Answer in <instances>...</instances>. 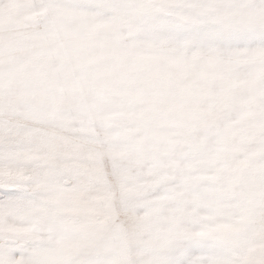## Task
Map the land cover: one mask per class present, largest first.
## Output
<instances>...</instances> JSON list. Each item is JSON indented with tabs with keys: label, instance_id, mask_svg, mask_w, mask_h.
<instances>
[{
	"label": "snow or ice",
	"instance_id": "6c2138e0",
	"mask_svg": "<svg viewBox=\"0 0 264 264\" xmlns=\"http://www.w3.org/2000/svg\"><path fill=\"white\" fill-rule=\"evenodd\" d=\"M0 264H264V0H0Z\"/></svg>",
	"mask_w": 264,
	"mask_h": 264
}]
</instances>
